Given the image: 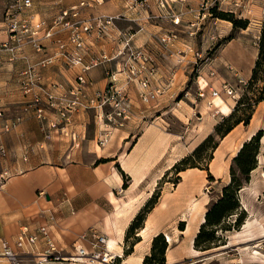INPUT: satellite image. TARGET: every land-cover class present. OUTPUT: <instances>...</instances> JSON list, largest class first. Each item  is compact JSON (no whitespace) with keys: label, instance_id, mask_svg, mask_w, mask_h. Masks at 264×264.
<instances>
[{"label":"rangeland","instance_id":"obj_1","mask_svg":"<svg viewBox=\"0 0 264 264\" xmlns=\"http://www.w3.org/2000/svg\"><path fill=\"white\" fill-rule=\"evenodd\" d=\"M164 1L60 0L53 8L54 10L57 7L59 9L63 7L62 9H64L80 5L81 2H84L78 8L81 19L92 20L105 15L116 17L113 26L109 28L105 36L98 38L96 34H92L90 37L92 41L91 46L93 45L90 56L98 57V55L104 53L110 58L109 61L98 66L104 68L106 83L108 82L110 72H114L115 69H120L123 66L124 54L115 58V53L123 46L127 38H129L130 46L144 49L145 53L149 54V57L152 59L153 65L147 67L146 72H152V82L154 85L162 87L161 93L157 99L151 100L148 103H144L139 97L138 100L143 104L151 106L152 108H149V110L153 109V111H158L157 114L151 112L148 117H144L139 108H136L135 110L138 111V118L136 119L140 121L138 125L135 127V123H132V120L136 117L134 111L132 113L133 115L127 120L124 128L112 132L108 142L116 132L130 129L136 130L135 128H139L140 123L157 127L159 131L164 133L165 138H167L162 156L163 166L166 167L174 159L175 161L172 166L181 159H187L193 150L209 134L213 135L214 141L207 143L198 156H194L184 161V163L179 164L178 168H184L181 170L182 172L185 171L184 174L181 171L177 172L175 169H172V166L170 169L165 170L149 199L153 194L157 195L158 199L163 187H168L172 190L173 188H177L179 190L189 191V195L192 196L188 201L189 207L190 202L193 201V194L196 199H200L201 201L205 198L208 199L205 205V209L207 210L212 202L220 198L223 188L229 184L232 176L230 169L234 167L233 158L237 155L244 143L248 142L252 136L260 133L258 138V152L255 156V167L249 172L248 177L238 171L234 173L235 177L241 181V187L236 191L239 207L234 214L223 220L221 227L226 228V230L218 229L215 232L214 242L209 249H198L194 246V242L191 245L188 244L187 250H185V247L183 250L185 253L183 255L184 258L176 264H264V101L254 105L248 124L241 122L235 125L223 137L214 132L215 126L233 111L238 100L245 94V86L257 56L258 34L262 22H264V0H219L215 5L216 13L222 12L231 15L234 19L247 20L248 25L245 29L233 28L230 20L220 18L216 15L213 16L210 12L211 8L206 10L201 9L200 4L202 0H199L197 9L194 10L193 21H186L178 28L181 22L178 25H173L170 21V13L172 14L174 12L177 15L179 14V18L181 19L183 14L181 4L177 9L175 8V3L170 6L160 7L158 3H164ZM185 1L183 0V2L177 3H184ZM6 3L7 0H0V20L3 24L2 30L7 37L3 23V13ZM85 8H89L87 12L91 13L90 15L87 16L84 13ZM123 19L128 24L125 26L121 25L118 28V23ZM163 21L168 22L174 28L168 30L162 29V31L159 30L161 32L157 31V33L156 27L163 26ZM170 31L175 34V38L166 47L161 42V37L169 34ZM140 33L148 35L150 39L149 43L137 44L134 41L135 35ZM64 34L66 36L67 32L64 31ZM125 35H127L126 38L124 37ZM105 43L114 45L111 51L108 53L106 49H103V51L96 52L95 46L100 44L103 47ZM26 48L25 46L24 50ZM170 79H173V81L171 82ZM106 83L103 87L96 89L104 88ZM91 84L89 91L94 90H90ZM119 84H121V81ZM199 85L205 87L204 97H200L197 94ZM223 85H229L234 89L236 96L234 99L223 92ZM213 89L220 91L219 96L213 97L210 95L209 91ZM126 92L133 106L131 94L133 93L138 96L140 89L134 84H129L126 86ZM81 112H89L91 114V124L88 126L90 134L92 133V128L98 134L99 126L95 122L94 109L91 107L79 109L72 113V119L73 116ZM51 113L53 114L51 121L58 118L54 110ZM72 124L73 120L71 126ZM39 127L43 132L44 141H47L44 138L47 132L46 129L42 128L40 123ZM72 129L76 131L74 124ZM136 136L137 134H134L131 138H128L132 140ZM129 142L125 148H129L134 144L132 141ZM214 142L216 143V147H212ZM121 149L118 152H121ZM100 159H108L105 162H101L102 164L112 160L109 157H100L94 164H101L96 163ZM192 165L196 166L192 167ZM116 166L118 168L116 173L119 178V184L114 189L116 194H120L126 189L129 177L118 165ZM202 167L205 169H202ZM100 174L103 176L107 174L106 167H101ZM182 177L185 182L184 184ZM95 183L97 185L92 186L91 183L84 184V189L93 187V190L96 189V192L106 189L107 185H103V182ZM63 187L64 189L61 191L59 199L61 202H64L63 207L59 208L57 212L48 214L45 219L48 221V234L60 249H62V244L60 245L57 241V235L62 233L60 224L62 222H72V218L69 217L75 215L77 208L75 202L69 199L66 194L67 191L71 196L74 195L73 189L75 187L73 189L71 187L68 188V186ZM41 192L37 194H41L44 200H48L43 195L44 191ZM101 200L103 202V197H101ZM178 201L181 202L183 200L180 199ZM194 202L198 201L196 200ZM85 208L86 211L90 212V205ZM199 208L200 206L195 210L198 211ZM101 209L105 213L107 212L106 199H104V205ZM239 216H241V222L236 225L234 222L236 217ZM247 221H249V227H247L246 232H243V226ZM181 224L184 225V223L180 222L177 225L178 230H181ZM38 227L31 230H36ZM76 237H74L72 243ZM164 241L167 242L168 237L164 236ZM168 243L169 241L167 245ZM41 244L42 240H39L37 246L40 247ZM123 245H126L125 242ZM181 245L184 246L183 244ZM64 249H62V254L66 251ZM132 249L130 252L127 250L128 255L132 252ZM70 250L72 251V244ZM113 251L116 252L115 250ZM67 253H70V251ZM150 253L151 250L149 251ZM119 255L122 257V254ZM124 255L127 256L126 254ZM34 258V256L28 258H24L23 256L21 258L22 264H33ZM125 259L126 257L121 258L123 261L122 264H134L133 262H126Z\"/></svg>","mask_w":264,"mask_h":264},{"label":"crops","instance_id":"obj_2","mask_svg":"<svg viewBox=\"0 0 264 264\" xmlns=\"http://www.w3.org/2000/svg\"><path fill=\"white\" fill-rule=\"evenodd\" d=\"M58 2L60 0H32L29 12L44 19H50L63 8L57 7L54 10L53 6ZM198 3L199 0H186L184 3L176 2L174 4L176 9L181 4L183 11L178 28L186 21H193L194 10L197 9ZM88 9H84L87 16L91 14L87 12ZM163 23V26H155L157 30H153L157 32L162 29L174 28L168 22L163 21ZM126 24L128 22L123 19L118 23V28ZM2 28L3 24L0 20V42L6 38ZM134 41L137 44H142L149 43L150 39L148 35L140 33L135 35ZM43 44L44 51L36 53L27 47L24 53L28 54L32 60L53 54L54 45L50 41H44ZM110 44L105 43L103 47L100 44L96 45V52L106 49L109 53L114 46ZM23 67L22 62H11L7 53L0 52V108L4 112L0 119V131L4 122L19 118L16 127L0 137V141L6 149V155H0V173L3 170L9 171V176L3 180L0 187V243L7 241L12 244L23 226L33 229L41 224L48 225V221L45 219L48 214L57 212L59 208L63 207L64 202L59 199L61 191L64 189L63 186H68L72 189L75 187L74 195L71 196L67 191L66 194L69 199L75 202L77 208L75 215L69 217L72 218V222L60 224L62 233L57 235L58 239L56 238L58 243L62 244V249L65 248L64 254L71 252L70 248L74 237L84 230L94 227L93 229L105 233L108 241L114 237L117 245L110 248L122 254L123 258L126 257V262L134 264H142L144 257L149 255L152 239L157 234L163 233L170 239L165 252V264L180 262L184 258V247L187 250V245L192 244L198 232L208 199L205 198L201 201L196 199L193 194V201L190 202L189 207L188 201L192 197L189 195V191L177 188L172 190L163 187L157 201L147 212L142 226L136 231L135 238L133 237L135 242L132 252L129 255L126 254L127 256L124 255L123 243L131 222L149 199L164 171L170 169L175 161L174 159L166 167L163 166L162 156L165 140H167L164 133L157 127L140 123L139 128H135L136 130L130 129L114 133L115 135L112 136L108 144L99 148L95 143L96 131L92 128L90 134L88 127L91 124V114L81 112L73 116L72 119L74 129L81 137H84L79 147H70L68 141L58 133H52V138L44 141L43 132L40 130L34 112L24 110L25 99L20 92L18 83L19 73ZM88 75L92 83L90 90L105 85L103 67L92 69ZM42 76L43 83L47 86H50L51 83H62L69 86L74 83L75 69L65 68L60 60H55L42 71ZM131 95L136 115L132 123H135L136 127L140 122L139 119H136L138 118L136 108H139L144 117H148L151 112L157 114L158 111L149 110L152 108L151 106L143 104L135 94ZM52 115L51 111L44 112L46 122L53 119ZM134 134L137 136L131 140L130 138ZM129 141L134 144L130 146L131 148H125L130 143ZM120 148H122L121 152H118ZM100 157H109L112 160L104 164H94ZM116 165L129 177L126 189L120 194H116L114 189L119 184ZM101 167L107 169V174L104 176L100 174ZM184 172L182 173L184 174ZM95 182H103V185H107L106 189L97 192L96 189L93 190V187L84 189V184L97 185ZM41 191H44L43 195L48 200H44L41 194L38 195L42 193ZM101 197H103V202ZM104 199L107 204L106 213L101 209ZM180 199L183 201L179 202ZM195 199L198 202H194ZM89 205L91 206L90 212L85 208ZM198 206L200 208L196 211ZM180 222L184 223L183 230L177 228ZM42 246L41 244L40 247ZM21 256L28 258L33 255L22 253ZM0 264H10L1 255V247Z\"/></svg>","mask_w":264,"mask_h":264},{"label":"built area","instance_id":"obj_3","mask_svg":"<svg viewBox=\"0 0 264 264\" xmlns=\"http://www.w3.org/2000/svg\"><path fill=\"white\" fill-rule=\"evenodd\" d=\"M176 2L183 0H165L164 3L158 4L164 7ZM217 2L219 0H202L200 6L206 10L215 7ZM83 4L84 2H81L80 5L64 8L52 18L44 19L29 12L32 0H7L3 13L7 37L1 42L0 51L7 53L11 62L20 61L24 64L18 78L19 89L25 99L24 110H32L42 128L46 129L45 140H50L52 133H58L68 141L70 147H79L84 137L72 129L71 115L79 109L91 107L95 111V122L99 126L95 143L101 148L106 145L112 132L124 128L129 117L133 115L134 108L127 97L126 86H138V97L144 103L157 99L162 87L153 84L152 72H146L147 67L153 65L149 54H146L144 49L130 46L127 38L115 53V58L124 54L123 66L110 72L104 88L89 91V71L110 60L104 53L98 57L90 56L93 46L90 37L92 34H96L98 38L105 36L116 17L105 15L92 20L81 19L78 8ZM170 21L173 25H178L179 14L170 13ZM64 31L67 32L66 36L63 35ZM174 38L175 34L170 31L161 37V42L168 47ZM44 41H50L54 45L53 54L32 60L24 53L25 46L36 53L44 51ZM55 60H60L68 69H77L73 84L66 86L62 83H51L47 86L43 83L42 71ZM204 88L198 86V96H205ZM222 90L232 99L236 97L231 86L223 85ZM209 93L217 97L220 91L213 89ZM49 110H54L58 118L46 122L44 112ZM3 115L4 112L0 108V119ZM18 121L17 117L4 122L0 137L13 130ZM0 155H6L1 141ZM8 176L7 170L0 173V187ZM107 238L106 234L88 229L76 237L70 253L62 254L48 234V225L43 224L36 230L23 226L12 244L2 241L0 247L1 255L10 264H22V253L33 255V264H122L121 255L109 248ZM39 240H42L43 245L40 248L37 247Z\"/></svg>","mask_w":264,"mask_h":264},{"label":"trees","instance_id":"obj_4","mask_svg":"<svg viewBox=\"0 0 264 264\" xmlns=\"http://www.w3.org/2000/svg\"><path fill=\"white\" fill-rule=\"evenodd\" d=\"M216 8L212 7L210 12L213 16H218L230 20L232 22L233 28L245 29L248 25L247 20L234 19L231 15L224 14L222 12L216 13ZM250 93V95H249ZM264 101V22H262L260 32L258 34L257 41V56L254 61V65L251 69L250 77L245 86V94L240 98L235 105L233 111L222 121L215 126L214 132L217 135L223 137L229 131H231L235 125L243 122L248 124L253 107L256 103ZM260 133L252 136L250 140L243 144L237 155L233 158V166L230 169L232 174L231 180L228 185H226L221 193L220 198L212 202L208 209L205 211L204 222L199 227L198 232L193 240L194 246L198 249L205 250L211 248L212 243L215 239V232L222 228V222L224 219L234 214L239 207L236 191L241 187V181H239L234 173L238 171L241 174H245L248 177L249 172L255 167V156L258 152V138ZM210 141H214L212 134H209L192 152V154L187 159H181L172 166L177 172L183 170L179 169V164L184 163V161L198 156L200 151L203 150L205 145ZM212 147H216V143ZM210 157V156H209ZM108 159H100L96 163L105 162ZM196 165H192L194 167ZM201 168V167H200ZM202 169H205L202 167ZM182 172V171H181ZM157 195H152L145 205L140 209L137 215L131 222L125 236V254L132 249L135 242V232L138 230L143 223V220L153 207L156 202ZM238 216V215H237ZM241 222V216L236 217L234 224L238 225ZM182 225V224H181ZM181 230L183 225L180 226ZM134 237V238H133ZM131 241L130 243H128ZM167 242L164 241L163 233L157 234L152 239L151 253L144 257L142 264H165V252L167 250ZM128 250V251H127Z\"/></svg>","mask_w":264,"mask_h":264},{"label":"bare ground","instance_id":"obj_5","mask_svg":"<svg viewBox=\"0 0 264 264\" xmlns=\"http://www.w3.org/2000/svg\"><path fill=\"white\" fill-rule=\"evenodd\" d=\"M171 168V167H170ZM202 222H203V220H202ZM247 227H249V221H247L246 222V224L243 226V232H246L247 231ZM101 233V232H100ZM115 240L116 239H114V237L113 238H110L109 239V241H108V238H107V243H108V246H109V248L110 247H116V243H115ZM170 239L168 238V241H169ZM54 245L56 246V243L54 242ZM56 248H57V246H56ZM57 249H59V250H61V252H62V249H60L59 247L57 248ZM111 249V248H110ZM123 258V257H122Z\"/></svg>","mask_w":264,"mask_h":264}]
</instances>
